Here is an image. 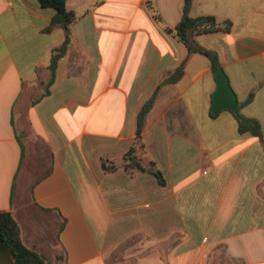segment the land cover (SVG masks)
I'll use <instances>...</instances> for the list:
<instances>
[{"label":"crops","instance_id":"0c3cea01","mask_svg":"<svg viewBox=\"0 0 264 264\" xmlns=\"http://www.w3.org/2000/svg\"><path fill=\"white\" fill-rule=\"evenodd\" d=\"M65 1L79 18L52 77L66 36L45 31L55 11L0 0V212L14 213L24 244L49 264H264V0L190 9L231 22L196 41L260 137L212 112L210 60L166 32L183 0ZM150 100L144 170L125 168ZM0 264H14L2 242Z\"/></svg>","mask_w":264,"mask_h":264},{"label":"trees","instance_id":"16d2710c","mask_svg":"<svg viewBox=\"0 0 264 264\" xmlns=\"http://www.w3.org/2000/svg\"><path fill=\"white\" fill-rule=\"evenodd\" d=\"M193 0H183L181 5V20L174 28H166V32L176 38L187 49L188 54L200 53L208 57L211 62L212 70L220 68L217 57L203 49L196 41L199 35L214 34L218 32L227 33L231 30V22H217L213 16L191 17L190 9ZM42 8H49L55 11L46 32H52L61 29L65 32V40L63 44L55 50L51 64L49 67L50 74L53 77L58 60L65 54L69 45L70 27L78 20L79 16L76 12L69 11L66 7L65 0H38ZM181 75L180 70L176 71L167 82H174ZM153 100L148 101L140 110L136 123V138L134 146L124 156L125 168H137L140 171L144 169L140 166V158L138 150L143 149L142 132L144 130L147 116L152 108ZM238 123L239 134L250 133L254 136H261L260 124L253 120L242 116L236 107L232 111ZM114 167L110 168L113 169ZM156 177L159 184H163V179L159 171L149 169ZM0 242L4 244L8 252L13 258L14 264H49L44 256L36 252L34 249L27 247L22 239V229L20 224L12 212H0ZM108 264H119L112 257Z\"/></svg>","mask_w":264,"mask_h":264},{"label":"water","instance_id":"95a60500","mask_svg":"<svg viewBox=\"0 0 264 264\" xmlns=\"http://www.w3.org/2000/svg\"><path fill=\"white\" fill-rule=\"evenodd\" d=\"M214 75L218 87L212 96V112L217 114L223 110H235L238 105V99L227 74L220 67L214 71Z\"/></svg>","mask_w":264,"mask_h":264},{"label":"rangeland","instance_id":"374dc122","mask_svg":"<svg viewBox=\"0 0 264 264\" xmlns=\"http://www.w3.org/2000/svg\"><path fill=\"white\" fill-rule=\"evenodd\" d=\"M117 260V259H116ZM118 263H120V261L117 260Z\"/></svg>","mask_w":264,"mask_h":264}]
</instances>
